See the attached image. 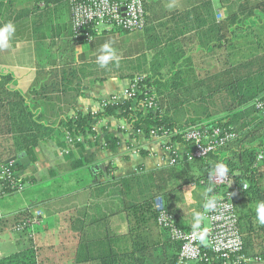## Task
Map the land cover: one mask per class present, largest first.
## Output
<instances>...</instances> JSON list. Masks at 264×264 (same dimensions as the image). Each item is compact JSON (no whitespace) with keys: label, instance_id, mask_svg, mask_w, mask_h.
I'll return each instance as SVG.
<instances>
[{"label":"crops","instance_id":"obj_1","mask_svg":"<svg viewBox=\"0 0 264 264\" xmlns=\"http://www.w3.org/2000/svg\"><path fill=\"white\" fill-rule=\"evenodd\" d=\"M9 21L16 31L0 49V75L40 103L36 113L57 133L30 156L19 154L28 160L15 173L24 183L11 193L0 186V261L19 253L17 244H28L27 238L37 264H175L178 244L158 227L146 202L161 199L184 231L194 230L197 212L199 228H209L207 187L186 183L203 172L197 163L184 168L188 146L175 142L166 149L112 117L94 119L91 133L76 135L82 141L70 146L60 121L100 115L102 103L113 99L107 106L123 103L137 78L163 82L174 74L181 76L177 83L191 84L159 98L163 118L187 129L226 117L233 99L228 93L264 69V0H148L142 31L105 27L79 41L69 0H0V26ZM107 42L120 60L102 68L97 57ZM9 143L0 135V148ZM171 155L176 167L167 164ZM258 167L263 179L264 166ZM258 205L255 199L236 203L247 264H264ZM23 220L30 232L18 238ZM67 231L69 240L62 239Z\"/></svg>","mask_w":264,"mask_h":264},{"label":"trees","instance_id":"obj_2","mask_svg":"<svg viewBox=\"0 0 264 264\" xmlns=\"http://www.w3.org/2000/svg\"><path fill=\"white\" fill-rule=\"evenodd\" d=\"M91 35L94 36L95 34L91 33ZM180 78L181 76L176 74L163 82L143 78L139 87L141 92L149 93L148 95L154 98L156 105L154 112L144 114L138 110L131 100H128L119 105L105 107V111L100 115L93 116L90 113L76 114L71 118L61 120L60 125L64 126L66 131L72 136H87L91 133V125L94 119H103L104 117H112L125 122L131 130L140 132L145 138H149L150 131L155 128H164L168 131L186 130L181 129L182 127L174 126L159 114L161 106L159 98L161 96L191 84V82L177 83L176 80ZM13 85V80L9 75H0V135L8 137L10 141L7 147L0 148V172L4 171V174L10 175L1 177L0 173V186L2 191L7 193L14 192L18 185L24 182L15 176L20 166L5 165L4 162L11 156L19 154L30 156L40 143L50 140L57 133L54 127L44 123L42 115L36 113L38 112L37 106L39 107L40 103L29 99L28 95L30 93L23 95L21 92L11 89L10 87ZM236 88L237 91L228 93L233 99H231V105L226 117L215 118L204 126L200 123H194L195 126L189 127L199 128L205 132H209L214 128H221L236 133V138L225 146L216 149L208 157L187 160L183 165L184 168L187 166V168L192 169L195 163L200 164V169L203 170L202 174L195 178H190L186 183L207 187L209 195L215 192L221 194L228 191L225 188L216 189L209 182L210 176L217 165L225 164L227 166V174L231 183L239 189L238 193L232 197L239 229L241 217L236 209V203L245 202L246 199L249 201L255 199L258 204L264 202L261 199L262 194H264V178L258 177L259 163L264 166V111H259L255 107L256 101H264V69L239 80ZM175 142L183 143L180 136L174 135L171 137L168 146ZM258 157H261V159L258 160ZM177 165L178 162L171 165V167H176ZM123 185L128 195L130 193L128 192V182H124ZM243 186H246L244 190H242ZM154 201L155 198H151L146 202V205L151 208L149 210L156 220L157 213L154 208ZM134 208L138 209L139 206L136 205ZM29 214H23L22 218L28 219ZM23 221V223L20 222L17 225V230L21 233L18 238H26L30 232L26 220ZM36 232L37 228L34 230V233ZM26 241L28 244H17L19 253L1 260L0 264H37L36 250L31 243V239L26 238ZM91 260L97 259L77 258L76 262H88Z\"/></svg>","mask_w":264,"mask_h":264},{"label":"built area","instance_id":"obj_3","mask_svg":"<svg viewBox=\"0 0 264 264\" xmlns=\"http://www.w3.org/2000/svg\"><path fill=\"white\" fill-rule=\"evenodd\" d=\"M146 1L148 0H69L73 39L91 40L105 27L127 32L142 31L145 28ZM142 80L135 79L125 91L124 97L126 101L131 100L140 112L146 114L154 112L156 105L149 93L141 92L139 84ZM113 100L102 103V107L115 104L116 101ZM255 107L259 111H264V101H256ZM174 135L180 136L183 143L188 146L186 160L204 159L236 138V133L221 128L205 132L195 127L183 131L155 128L150 131L149 138L161 142L166 149H170L168 145ZM65 140L70 146L82 141L80 137L72 136L68 132L65 133ZM260 159L261 157H258V160ZM175 163L176 159L171 155L167 164ZM0 173L1 177L10 176L4 174V171ZM209 182L216 189L225 188L228 191L221 194L215 192L207 197L204 214L209 222L208 229L182 231L159 198L154 201L156 223L168 233L171 242L178 244L175 264H247V259L242 254L243 240L232 201V197L239 189L231 183L227 173L221 177L217 167L213 170ZM245 188L246 186H243L242 190ZM18 189L20 190V187ZM209 201L214 202V207H206ZM204 241H207V246Z\"/></svg>","mask_w":264,"mask_h":264},{"label":"clouds","instance_id":"obj_4","mask_svg":"<svg viewBox=\"0 0 264 264\" xmlns=\"http://www.w3.org/2000/svg\"><path fill=\"white\" fill-rule=\"evenodd\" d=\"M169 8L173 7L172 4L168 5ZM16 31L15 25L9 21L7 23H4L2 26H0V49H6L9 46V40L14 35ZM101 55L97 57V63L100 67H106L109 62L115 61L116 63L119 62L120 57L117 55V50L112 47L111 42H107L102 45L101 49ZM218 173L221 177H223L228 169L225 164H219L217 165ZM206 207H214V202L209 201V203L206 205ZM258 220L261 224H264V202H261L258 205ZM195 224L193 225L194 229L199 228L200 222L203 219V217L200 215L199 212L195 213Z\"/></svg>","mask_w":264,"mask_h":264},{"label":"water","instance_id":"obj_5","mask_svg":"<svg viewBox=\"0 0 264 264\" xmlns=\"http://www.w3.org/2000/svg\"><path fill=\"white\" fill-rule=\"evenodd\" d=\"M27 160V158L22 157V155H18L17 157H12L4 162L5 165L12 164L14 166L23 165ZM94 169H97L95 167ZM205 246H207V241H204Z\"/></svg>","mask_w":264,"mask_h":264},{"label":"rangeland","instance_id":"obj_6","mask_svg":"<svg viewBox=\"0 0 264 264\" xmlns=\"http://www.w3.org/2000/svg\"><path fill=\"white\" fill-rule=\"evenodd\" d=\"M60 188L62 189L61 184L58 185V186L56 187V191H58ZM49 193H50V192H49ZM27 194H29V193H27ZM15 201H16V199H15ZM16 203H17V201H16V202H12L11 205H12V204L14 205V204H16ZM67 233H68V234L63 233V235H62V239H66V238H67V239L69 240V231H67ZM14 234L17 235L18 237L21 236V233H17V232H15Z\"/></svg>","mask_w":264,"mask_h":264}]
</instances>
